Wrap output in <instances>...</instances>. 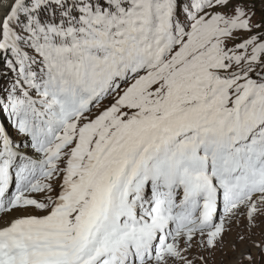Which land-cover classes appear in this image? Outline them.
Instances as JSON below:
<instances>
[{"label": "snow or ice", "instance_id": "1", "mask_svg": "<svg viewBox=\"0 0 264 264\" xmlns=\"http://www.w3.org/2000/svg\"><path fill=\"white\" fill-rule=\"evenodd\" d=\"M226 248L264 264V0H0V264Z\"/></svg>", "mask_w": 264, "mask_h": 264}, {"label": "rangeland", "instance_id": "2", "mask_svg": "<svg viewBox=\"0 0 264 264\" xmlns=\"http://www.w3.org/2000/svg\"><path fill=\"white\" fill-rule=\"evenodd\" d=\"M255 3H256V8H257V19H259L260 9H261V0H255ZM241 230H242V228L235 229L228 237H226V239L230 242L234 241L237 232H239ZM254 238L260 239V230L259 229L256 230V236ZM249 247L250 246L247 243L239 245V248L241 251H243ZM225 252L227 254L221 253L219 251L215 254L214 264H233V262L236 260V258L238 256V253L231 252L227 248L225 249Z\"/></svg>", "mask_w": 264, "mask_h": 264}]
</instances>
